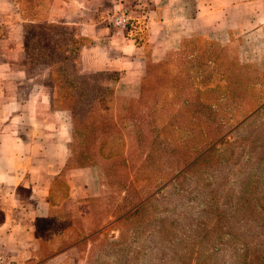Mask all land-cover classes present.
<instances>
[{"label":"rangeland","instance_id":"obj_1","mask_svg":"<svg viewBox=\"0 0 264 264\" xmlns=\"http://www.w3.org/2000/svg\"><path fill=\"white\" fill-rule=\"evenodd\" d=\"M50 1L15 0L32 20L45 18ZM193 1L161 8L178 16ZM133 26L143 60L130 69H142V91L139 75L101 73L105 109L85 120L67 153V168L87 174L89 218L49 225L79 243L71 264H264V51L249 43L243 59L237 47L191 37L153 62L141 24L130 21L125 35ZM67 188L55 183L53 205Z\"/></svg>","mask_w":264,"mask_h":264},{"label":"crops","instance_id":"obj_2","mask_svg":"<svg viewBox=\"0 0 264 264\" xmlns=\"http://www.w3.org/2000/svg\"><path fill=\"white\" fill-rule=\"evenodd\" d=\"M165 1L51 0L45 18L32 20L23 15L15 0H0L2 264H71L69 257L79 243L66 244L70 232L49 224L86 220L90 215L82 206L87 203L86 196L81 195L86 190L85 169L66 166L71 143L68 116L51 109L50 70L28 71L24 67L28 26L66 28L73 39L80 41L74 61L77 74H136L139 91L142 69L141 73L138 68L130 69L133 62L143 60L137 45L138 32L133 26L125 37H117L109 24L123 8L129 12L131 25L141 24L146 42L153 44V62L162 52L173 50L191 37L205 36L213 45L237 47L243 59L251 48L249 43L264 51V0H194L178 16L172 9H162ZM174 1L169 0L170 5ZM115 86L121 95H127L123 91L129 86ZM59 179L65 181L67 194L53 205L51 192Z\"/></svg>","mask_w":264,"mask_h":264},{"label":"trees","instance_id":"obj_3","mask_svg":"<svg viewBox=\"0 0 264 264\" xmlns=\"http://www.w3.org/2000/svg\"><path fill=\"white\" fill-rule=\"evenodd\" d=\"M65 29L51 24L28 26L25 36L24 67L28 71L50 70L52 107L55 111H65L69 114L70 139L71 143H74L80 137L78 132L85 129V120L105 109V102L108 99L106 93L109 90L105 85L98 83L101 73L89 76L79 75L74 67L72 68L80 41L68 34L67 38L64 35L59 36L58 33ZM33 30L41 31L40 40L35 37L36 34L32 33ZM43 37H49L50 42L43 45ZM80 119L82 124L79 123ZM89 134L91 133H86L87 136L85 135L86 137L79 141V144L82 143L80 144L83 148L82 154L88 151L86 147L90 144L88 143ZM95 138L94 136L92 140Z\"/></svg>","mask_w":264,"mask_h":264},{"label":"built area","instance_id":"obj_4","mask_svg":"<svg viewBox=\"0 0 264 264\" xmlns=\"http://www.w3.org/2000/svg\"><path fill=\"white\" fill-rule=\"evenodd\" d=\"M131 19L129 12L126 9L119 10L111 19V26L114 30V35L117 37H125L128 25ZM2 257H0V264H2Z\"/></svg>","mask_w":264,"mask_h":264}]
</instances>
